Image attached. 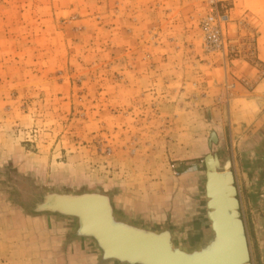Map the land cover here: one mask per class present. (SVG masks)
Masks as SVG:
<instances>
[{
  "label": "rangeland",
  "instance_id": "obj_1",
  "mask_svg": "<svg viewBox=\"0 0 264 264\" xmlns=\"http://www.w3.org/2000/svg\"><path fill=\"white\" fill-rule=\"evenodd\" d=\"M227 6L226 36L236 54L223 58L204 50V7L198 0H0V264H13V256L21 264L45 258L36 243V233L47 241L39 217L75 232L70 218L28 213L24 204L39 200L34 191L98 190L107 196L109 174L121 168V161L112 163L113 150L127 146L134 156L145 146L138 138L150 135L160 138L164 155L170 143L174 148L172 159L157 162L167 188L190 187L179 193L173 221L125 218L146 226H141L143 233L170 230L182 248L208 241L200 165L208 152L202 136L206 123L196 122L190 131L195 140L202 136L195 145L198 157L175 160L188 132L177 124L186 123V116L176 117L171 101L182 61L193 54L253 61L264 31V0H231ZM248 39L253 46H244ZM218 132L221 142L212 153L229 158L221 173L227 176L231 168L236 188V173L242 174L240 212L250 256L256 259L264 223L259 202L264 197V141L256 146L230 142L227 128ZM189 172L194 176H186ZM65 200L50 196L45 206L57 210ZM74 242L95 254L88 242Z\"/></svg>",
  "mask_w": 264,
  "mask_h": 264
},
{
  "label": "crops",
  "instance_id": "obj_2",
  "mask_svg": "<svg viewBox=\"0 0 264 264\" xmlns=\"http://www.w3.org/2000/svg\"><path fill=\"white\" fill-rule=\"evenodd\" d=\"M263 34L264 31L258 38L256 54L251 62L243 59L224 62L218 56L208 57L202 52L199 56L193 54L187 60L182 61L183 70L178 73V83L176 82L179 88L175 90L174 100L170 101L173 102L171 111L173 114L177 113L176 117L180 119L186 116V123L177 124L188 133L187 137L181 140L183 144H179L176 148L179 154L175 160L189 161L197 158L195 148L197 141L200 143L202 136L207 138L212 129L218 135L219 130L223 131L227 128L230 142L245 140L256 146L264 141ZM224 84L233 85L232 91H226ZM196 122L201 126L202 123H206L204 124L206 129L203 135L195 140L193 132L190 134V131L195 129ZM219 138L221 142V135ZM138 139L142 147L145 146L138 149L134 156L129 155L127 146H122L123 151L117 153L116 149L113 150L114 162L112 163L117 166V162L121 161V164L118 162L121 168L109 174V191H104L110 194L112 208L120 216L152 218L157 222L168 221V219L173 221L175 210L181 205V200L180 202L178 200L179 193L189 190L190 184L181 185V189L175 187L173 192L171 188H167V184L165 185L163 171H158V161L173 158L174 150L173 152L170 150L174 149L172 143L167 146L169 152L166 156L164 155L166 151L161 149L160 138L150 135L146 140ZM189 146H192L191 149ZM145 151H149L148 157L143 156L146 154ZM192 173L194 172L187 174L192 177L194 176ZM239 176L241 177L242 174L236 173L238 188L236 190L238 201L241 204L244 184ZM166 193L169 194V198ZM145 202L147 205L144 204ZM259 202L262 208L260 214L264 220V197ZM4 203L5 207L16 209ZM25 205L27 203L24 207ZM34 205L29 204V207ZM38 219H40L38 222L41 223L47 241L45 242L40 234H35L38 236L36 242L39 247L38 251L42 250L45 257L38 259L35 264H107V262L99 263L95 254L87 251L83 244L71 242L73 238L69 236L67 224L49 220V218L39 217ZM259 243L261 247L257 251L256 259L251 255L252 264H263L261 260H264V223L261 224L259 230ZM18 260L12 257L13 264H21ZM29 263L33 262L29 260Z\"/></svg>",
  "mask_w": 264,
  "mask_h": 264
},
{
  "label": "water",
  "instance_id": "obj_3",
  "mask_svg": "<svg viewBox=\"0 0 264 264\" xmlns=\"http://www.w3.org/2000/svg\"><path fill=\"white\" fill-rule=\"evenodd\" d=\"M219 142L220 138H217V133L214 129H212L208 137L203 140V143L207 144L208 152L204 153L200 164L203 170L202 193L205 199V220L208 226L207 232L210 236L208 241L205 244H201L202 241L201 243L197 242L198 240L200 241V239L198 238L196 240V245H190L192 246L191 248H182L181 244L174 240L173 234L170 230H164L162 234H167L170 236L169 245L174 248L173 250H175V252L177 251L178 253H180V258L183 262H185V258H183L182 256L189 257L192 260H199L200 258H203V261L205 260L204 257L206 256V258H208L207 261L209 262V264H251V256L246 236V230L240 212V205L237 198V190L235 187V179L231 168L228 169L230 171L227 174L229 189L224 194L223 200H225V204L223 206H220L218 198H216L213 193L214 186L212 185V183L214 178L221 174V171L224 169V163L230 162L228 157L222 160L217 154L212 153V148ZM211 158L216 159V162H218L217 165L219 168H217V171H214L209 166L208 160ZM187 175L189 174H186V176ZM33 194L38 196V202L33 207L25 205L24 208L29 211L30 214L38 217L48 216L51 218H58L59 220H68L70 218L68 220L70 222L69 225H72L75 230V232L70 233V237H72L74 241L81 240L91 244V247L95 250V256L99 263L107 262V264H156L154 257L158 256L160 262L158 264H171L170 251H168V249L166 250L163 246H158L156 240H152L154 244L150 243L143 246V257L133 255L128 256V259H121V257L115 255H113V257L111 258L105 256V253L103 252L104 248L101 247L96 234L91 233L89 235H86V238L88 239H84L85 235L82 236L80 233L81 224L80 218L77 215L78 213L76 207H80L82 209V212L90 210L93 205L92 202L96 197L106 199L107 206L109 208L110 220L113 222L114 226L117 229L122 224L131 228H137V230H141L143 229V227L146 228V226L138 225L135 222L129 221L122 215L120 216L116 214L114 212V209L112 208V199L109 194L105 196L102 194V191L98 190H94V192H59L55 190H46V192H43L38 190V192L34 191ZM50 196H55L56 198L64 197L66 198V200L58 204L59 206H57V210H52L45 206ZM226 211H228L227 213H229V215L226 213ZM89 213H93V210L86 214ZM150 229L152 228L148 227V231ZM126 230L128 236H134L130 235V231H128V229ZM202 237L204 239L205 235L203 236L202 234L201 238ZM171 242H174V245ZM156 252L157 255H155ZM215 256L217 257L214 258Z\"/></svg>",
  "mask_w": 264,
  "mask_h": 264
},
{
  "label": "bare ground",
  "instance_id": "obj_4",
  "mask_svg": "<svg viewBox=\"0 0 264 264\" xmlns=\"http://www.w3.org/2000/svg\"><path fill=\"white\" fill-rule=\"evenodd\" d=\"M208 163L214 171H217V168H219L217 165L218 162H216V159L214 158L209 159ZM221 174H217L218 176L214 178L212 185L214 186V196L218 198L220 206H223L225 204V200H223L224 194L229 189V181L226 175ZM92 204L93 205L90 210L83 212L80 207H76L78 213L77 215L80 218V228L82 234L85 236L91 233L97 235L101 247L104 248L103 252L105 253V256L111 258L113 257V255H115L121 257V259H128V256L133 255L143 257V246L150 243L154 244L152 240H156L158 246H163L166 250L168 249V251H170L171 264H209V262L207 261L208 258H206V256L204 257V261L202 260L203 258H200L199 260L194 259L196 260L194 261L189 257L182 256L183 258H185V262H183L180 258V253H178L177 251L175 252V250H173L174 248L169 245L170 237L168 235H163L160 232L143 233L141 230L136 231L126 226H119V228L117 229L114 226L113 222L110 220L109 208L107 206L106 199L96 197L93 200ZM92 210L93 213L86 214ZM227 212L228 211H226V213ZM227 214L229 215V213ZM126 229L130 231V235L134 236H128L126 233ZM155 255H157V252ZM217 256H215L214 258H216ZM154 259L156 261V264L160 263L158 256L154 257Z\"/></svg>",
  "mask_w": 264,
  "mask_h": 264
},
{
  "label": "built area",
  "instance_id": "obj_5",
  "mask_svg": "<svg viewBox=\"0 0 264 264\" xmlns=\"http://www.w3.org/2000/svg\"><path fill=\"white\" fill-rule=\"evenodd\" d=\"M230 1L198 0L204 7V16L200 23L204 50L207 53H220L223 58H227L229 54H236L235 47L226 36V27L230 23L229 6L227 5ZM244 42H248L244 46H253V43L249 39ZM228 87L233 88V85Z\"/></svg>",
  "mask_w": 264,
  "mask_h": 264
}]
</instances>
